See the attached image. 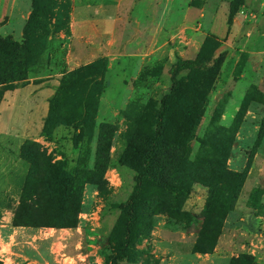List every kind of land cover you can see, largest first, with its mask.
<instances>
[{
	"label": "rangeland",
	"instance_id": "obj_1",
	"mask_svg": "<svg viewBox=\"0 0 264 264\" xmlns=\"http://www.w3.org/2000/svg\"><path fill=\"white\" fill-rule=\"evenodd\" d=\"M231 1L0 0L3 264H111L171 66L201 51L219 61L181 75L182 101L119 264H264V0H235L233 16ZM104 58L102 71L83 73ZM31 150L49 158L45 181L69 172L82 186L77 226L13 224ZM249 160L213 251H197L212 191L219 203L230 194L222 172ZM46 189L57 202L58 185Z\"/></svg>",
	"mask_w": 264,
	"mask_h": 264
},
{
	"label": "trees",
	"instance_id": "obj_2",
	"mask_svg": "<svg viewBox=\"0 0 264 264\" xmlns=\"http://www.w3.org/2000/svg\"><path fill=\"white\" fill-rule=\"evenodd\" d=\"M235 7V0H232L231 16L234 14ZM28 39L26 38V41ZM208 42H212V39H208ZM6 43L10 47L13 45L15 47L14 51L18 50V48H23V43L19 44L10 39ZM0 45L2 46V44ZM218 61L219 57L213 58L201 51L195 58L179 59L171 66L172 86L170 91L162 97L155 130L150 135L145 148L139 154L140 165L136 184L122 207L124 218L116 234L114 245L115 254L112 256L111 264H119L121 260L129 255L134 228L139 221V208L145 200L146 193L156 179V158L161 150L171 105L182 101L181 75L186 73L189 78L196 79L201 75L211 73ZM106 65L107 59H100L96 63L87 66L83 73L87 71L88 74L100 72ZM1 66L0 63V73L2 72ZM15 69L13 72L14 75H16L15 73H19ZM73 85L74 83L71 86ZM86 116H91V109L88 110ZM29 159L31 161V169L22 188L20 203L15 212L13 224L15 226H51L56 228L77 226L79 213L82 209V186L78 187L76 178L69 172H64L60 176L52 174L53 181H45L47 179L45 176H49L50 172L51 164L49 158L42 152L31 150ZM251 165L252 162L249 160L243 171L226 168L222 172V174L229 177L230 181L228 187H225V190L229 191L230 194L229 196H223L222 203H219L220 195L212 191L205 207L204 223L196 242L195 247L197 251L202 253L213 251L218 237L222 232L225 217L233 209V200L243 186ZM46 184L53 185V187L58 185V188H60L58 192L59 199H57V202H54L56 204H52L51 197L48 195L46 189ZM0 264H3L2 260H0Z\"/></svg>",
	"mask_w": 264,
	"mask_h": 264
},
{
	"label": "crops",
	"instance_id": "obj_3",
	"mask_svg": "<svg viewBox=\"0 0 264 264\" xmlns=\"http://www.w3.org/2000/svg\"><path fill=\"white\" fill-rule=\"evenodd\" d=\"M243 15H244V17H243L244 19H252V18H251V15H250V16L247 15V13H246L245 11H244ZM259 16H260V15H259ZM248 17H249V18H248ZM254 17L256 18L257 15L254 14ZM260 17H262V15H261Z\"/></svg>",
	"mask_w": 264,
	"mask_h": 264
}]
</instances>
